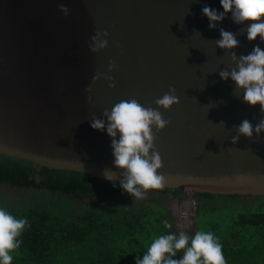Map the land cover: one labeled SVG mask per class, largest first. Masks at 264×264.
Instances as JSON below:
<instances>
[{
  "label": "water",
  "instance_id": "obj_1",
  "mask_svg": "<svg viewBox=\"0 0 264 264\" xmlns=\"http://www.w3.org/2000/svg\"><path fill=\"white\" fill-rule=\"evenodd\" d=\"M205 5L223 11L220 0H0V153L102 180L108 169L119 176L111 138L90 121L121 100L156 108L172 87L179 103L159 109L169 123L153 129L164 188L264 195V133L231 143L242 120L264 117L220 78L235 65L216 40L220 28L234 32L238 56L264 43L248 41L246 25L230 14L210 29ZM97 30L109 32V43L92 53ZM110 60L118 69L108 73ZM98 73L114 77L115 87L93 84Z\"/></svg>",
  "mask_w": 264,
  "mask_h": 264
},
{
  "label": "trees",
  "instance_id": "obj_2",
  "mask_svg": "<svg viewBox=\"0 0 264 264\" xmlns=\"http://www.w3.org/2000/svg\"><path fill=\"white\" fill-rule=\"evenodd\" d=\"M0 184L42 190L53 200L6 209L28 226L12 264H135L155 237L181 232L160 202H132L119 186L69 169H55L0 153ZM185 201L188 191L151 189ZM195 225L185 233L218 237L226 264H264V195L193 193ZM91 200L85 209L75 203ZM0 207H3L0 202ZM172 224L164 227V221ZM182 255V251L180 252ZM177 257L179 258V254Z\"/></svg>",
  "mask_w": 264,
  "mask_h": 264
},
{
  "label": "clouds",
  "instance_id": "obj_3",
  "mask_svg": "<svg viewBox=\"0 0 264 264\" xmlns=\"http://www.w3.org/2000/svg\"><path fill=\"white\" fill-rule=\"evenodd\" d=\"M223 11H218L208 5L202 9V15L208 21L210 29H216L229 14L233 23L246 25L244 29L248 41H255L257 37L264 43V0H220ZM64 16L70 14L65 4L59 5ZM220 39L216 40V47L230 54L234 68L223 69L219 72L222 80L234 82L235 89L242 92L243 102L249 106H260V113L264 117V49L258 44L247 55L238 56L235 49L240 45L236 34L220 28ZM109 32L97 30L90 38L88 48L92 53H99L108 47ZM118 69L115 61L110 60L108 73ZM100 79L108 81L109 87H115L114 77L106 73L93 76L92 83ZM91 93V86L85 89ZM175 88L170 87L168 93L155 101L156 108L143 106L135 98L121 100L113 105L111 110H105L103 117L94 116L90 127L94 130L106 132L111 138L113 166L123 169L119 176L111 169L105 170V179L136 199H142L149 189L159 190L165 187L166 178L160 173L162 158L155 148V136L163 130L169 121L163 118L159 109L169 110L179 103ZM89 101L92 97L89 95ZM237 135L231 138L236 145L241 136L252 139L255 135L260 138L264 133V118L253 125L244 119L236 126ZM27 218H17L6 208L0 207V264H12L13 253L20 247L19 237L28 226ZM164 227L172 228L167 220ZM182 251L179 258L177 253ZM135 264H226L222 251V244L218 237L210 231L199 230L190 236L185 232H168L155 237L147 251L135 258Z\"/></svg>",
  "mask_w": 264,
  "mask_h": 264
},
{
  "label": "rangeland",
  "instance_id": "obj_4",
  "mask_svg": "<svg viewBox=\"0 0 264 264\" xmlns=\"http://www.w3.org/2000/svg\"><path fill=\"white\" fill-rule=\"evenodd\" d=\"M189 198L185 201H181L177 196L171 193L162 194L159 192H154L151 189L144 193L142 199H136L129 194L126 196L132 202H145L149 204H154V202H160L163 206L169 208L172 215L176 218L175 225L182 231L186 232L190 230L195 225V198L193 193H189ZM43 198L46 201L53 200V196L42 190L35 189H24L14 187L8 184H0V202L4 208L6 206L10 207H26L33 203L35 200ZM91 200H81L75 203V207L78 209H85ZM180 253V252H178ZM20 252L16 250L13 256L18 257ZM181 253L179 254V257Z\"/></svg>",
  "mask_w": 264,
  "mask_h": 264
}]
</instances>
